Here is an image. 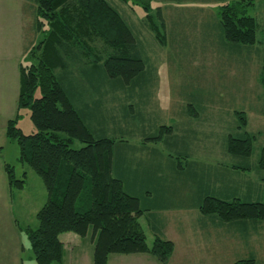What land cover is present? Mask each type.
<instances>
[{"label":"trees","instance_id":"trees-1","mask_svg":"<svg viewBox=\"0 0 264 264\" xmlns=\"http://www.w3.org/2000/svg\"><path fill=\"white\" fill-rule=\"evenodd\" d=\"M34 1L35 31L43 36L32 48L27 64H21L18 105L30 109L36 132L24 134L15 118L8 122L7 135L18 142L20 161L41 176L48 192L46 203L37 213L38 226H21L37 263L64 264L65 247L60 235L65 232L91 235L95 240L93 264H108L111 254L136 253H148L161 263L168 262L175 243L161 236L150 243L139 217L143 211L153 213L172 204L170 171L161 163H143L138 156L141 148L130 146L128 139L107 135L105 119L101 125L95 124V119L102 116L89 102L93 96L88 86L97 92L111 85L113 92L130 88L134 93L146 78L149 52H145L129 21L107 0ZM253 4L254 0H232L220 5L218 23L228 43L241 49L252 46L254 53L249 61L257 53L263 56L259 81L264 90V50L256 46L259 24L255 16L248 14ZM135 5L144 9V23L165 45L168 28L161 7L153 11L150 0ZM99 45L106 49L101 50ZM261 113L264 115V108ZM187 114L198 116L193 107H188ZM235 115L237 130L225 135V152L232 162L240 160L234 163L237 169L261 171L264 146L258 162L252 161L261 134L247 130L245 111L237 110ZM179 131L184 133L177 126L162 124L145 139H170V145L177 147L186 137H180ZM76 140L83 144L79 149L71 146ZM171 162L173 171L186 172ZM5 169L11 187L24 189L27 172L17 179L12 165L5 164ZM196 170L192 168L191 174L196 176L199 189L194 205L202 214L241 230L253 223L257 232L264 225V195L258 201L221 197L210 185L211 174L199 175ZM244 261L256 263L255 258Z\"/></svg>","mask_w":264,"mask_h":264},{"label":"rangeland","instance_id":"rangeland-1","mask_svg":"<svg viewBox=\"0 0 264 264\" xmlns=\"http://www.w3.org/2000/svg\"><path fill=\"white\" fill-rule=\"evenodd\" d=\"M107 1L129 21L149 56L146 78L141 86L134 88V93L130 88L113 92L111 85L97 92L88 86L89 94L93 96L89 102L95 113L102 116L101 119H95V124L101 125L105 119L103 125L107 135L128 139L130 146L141 148L138 156L144 159L143 163L151 166L161 163L169 169L173 178L170 186L172 193L169 195L172 204L167 207L169 210H161L158 214L165 219L167 235L177 245L171 264H245L244 260L252 258L246 246L233 244L226 237L214 238L215 232L225 234L233 240L232 235H241L239 227L232 224L221 225L215 217L205 216L194 208L195 194L199 189L196 176L191 174L192 168H197L199 175L206 172L212 175L216 173V168L220 170L221 167L228 168L234 163H240V160L238 162L235 159L232 162V157L225 152L224 144L225 135L237 130V110L246 112L247 130L261 134L255 143L252 157L253 163L258 162L259 153L264 146V115L261 113L264 108V90L259 81L260 59L263 56L257 53L249 61L250 54L254 53L252 46H243L241 49L223 38L218 23L219 7L232 0H150L153 11L161 7L166 19L168 37L165 45L156 40L148 24L144 23L145 11L141 6L135 5L142 0H131L128 3L122 0ZM248 14L258 20L256 46L263 51L264 0H254V4L248 7ZM23 18L27 24L24 30L28 33L29 20L24 14ZM32 23L34 26V21ZM32 32L33 46L24 57L21 56L25 64L32 48L43 36L42 33H36L33 27ZM27 43L28 41L24 46L10 41L3 42L0 54L4 56H0V69L7 74L17 67L18 56L9 54L19 47L25 49ZM99 48L106 49L102 45ZM101 53V57L106 58V53ZM12 84V79L0 73V95L5 99L12 95V91L8 89ZM37 95L40 96V92ZM188 107L196 109L198 116L188 115ZM125 108L128 110L125 111ZM3 116L0 120V148L3 155L0 156L14 167L17 179H21L27 172V183L24 189H13L10 205L4 201V192L0 189V262L3 248L14 243L17 245L21 239L22 256L26 264H38L28 235L19 233L14 224L17 222L23 226L37 227V213L46 203L48 192L41 176L28 164L20 161V147L17 141L7 135L4 125L7 119ZM15 118L24 134L36 132L28 107L19 108L17 102L12 119ZM162 124L177 126L181 133L190 131L187 134H180V131L177 133L180 137L186 136L181 142L183 146L173 147L170 139L147 142L145 138L154 134ZM71 146L79 149L83 144L76 140ZM171 161L179 164V167L181 165L186 172L173 171L174 164ZM254 171L252 177L258 175ZM259 176L263 177L264 171L259 172ZM186 177L188 180L184 182ZM181 206L189 207L184 214L180 209L176 210ZM140 221L151 243L155 235L153 220L146 214ZM181 231L183 234L177 238L176 234ZM255 255V264H264V252Z\"/></svg>","mask_w":264,"mask_h":264},{"label":"crops","instance_id":"crops-1","mask_svg":"<svg viewBox=\"0 0 264 264\" xmlns=\"http://www.w3.org/2000/svg\"><path fill=\"white\" fill-rule=\"evenodd\" d=\"M28 10V11H27ZM35 10L36 3L34 0H0V47L1 44L5 41H10L12 43H16L18 45L26 44L27 46L24 48L19 47L16 48L15 51L9 56H18L17 61L18 65L13 70L8 71L6 74L5 70L0 69V73L12 79L13 84L8 89L12 91L11 97L4 98L0 95V120L1 116H6L5 119L8 122L13 118V112L15 110L16 104L18 102V97L20 93V66L23 63V58L21 56H25L28 50L33 46V30H35ZM28 13V15H26ZM23 14L29 20L27 21L30 24L29 32L27 33L24 28L26 24L25 19L23 18ZM34 16V20H33ZM34 21V26H32V22ZM40 34V32H36ZM0 56H4L0 54ZM11 98V100H9ZM263 115V114H262ZM3 116V117H4ZM7 120L5 122V128H7ZM1 126V123H0ZM1 147V146H0ZM0 155L2 156V151L0 150ZM260 155V153H259ZM0 156V189L3 190L4 201L11 204V199L13 197V189L9 184V180L7 177L5 164H9L3 157ZM184 171V168H181ZM256 170L252 168L249 170H239L233 164L231 167L224 168L221 167L220 170L216 168V173L210 175L212 178L210 181V185L214 188L218 193H221V197L229 198V199H240L243 201H258L263 198L264 195V176H259V172L263 170ZM257 172L258 175H253V172ZM201 173V172H200ZM162 175V173H161ZM255 175V174H254ZM206 182H204L205 185ZM224 191L226 192L224 194ZM197 206V205H196ZM194 207L199 209L198 207ZM189 208L186 206H181L176 210H179L184 214V211ZM170 208H165L162 210H169ZM7 210V209H5ZM172 210V209H171ZM192 210V208H191ZM161 210L153 213H149L148 211H143L140 218L148 215L153 220L155 235L152 237V241L161 236L162 238L172 240L174 243V239L167 235V226L165 224V219L161 218L160 214H158ZM191 212V211H190ZM164 217V216H163ZM181 217V216H180ZM167 218V215H165ZM183 219V217H181ZM15 221V220H14ZM141 222V221H140ZM142 224V222H141ZM19 233H25V231L21 228V226L17 222L14 224ZM256 232L255 226L253 223L249 224L247 229L241 230L238 229V232L241 235H232L234 238L231 240L225 234H215L216 239H224L233 241V244H236L240 247L246 246L248 248V252L250 253V257L256 259V253L264 252V225L259 226ZM145 230V229H144ZM235 232V233H238ZM183 231L176 234L177 236H181ZM234 234V233H232ZM262 235V236H260ZM218 236V237H217ZM258 237H262L258 238ZM179 238V237H177ZM20 239V237H19ZM60 240L63 242L65 247V257L64 264H93V254L95 248V240L91 238V235L80 236L74 232H66L60 235ZM20 244V245H19ZM4 245V244H3ZM5 246V245H4ZM188 247V246H186ZM184 247V248H186ZM22 241L20 239V243L16 245V243L9 245L8 248H3L4 252L1 255L2 262L0 264H26L25 259L22 256ZM177 245L175 243V251L169 261L166 264H171V261L174 259V255L176 253ZM85 250V252H84ZM185 254V251H183ZM248 253V254H249ZM108 264H163L157 258L148 253H136V254H111L108 259Z\"/></svg>","mask_w":264,"mask_h":264}]
</instances>
